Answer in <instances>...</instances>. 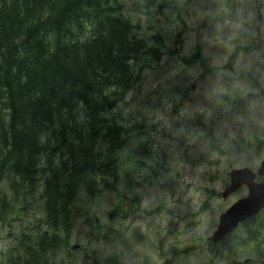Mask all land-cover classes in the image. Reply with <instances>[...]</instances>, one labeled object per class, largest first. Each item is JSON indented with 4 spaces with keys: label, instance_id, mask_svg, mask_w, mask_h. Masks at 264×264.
<instances>
[{
    "label": "rangeland",
    "instance_id": "rangeland-1",
    "mask_svg": "<svg viewBox=\"0 0 264 264\" xmlns=\"http://www.w3.org/2000/svg\"><path fill=\"white\" fill-rule=\"evenodd\" d=\"M115 1L141 38H162L163 55L136 67L115 110L118 174L97 195L79 190L54 264H264V212L257 239L233 256L214 259L208 246L248 193L222 197L231 172L264 160V0ZM39 188L20 197L0 183L15 202L0 221V264L49 231Z\"/></svg>",
    "mask_w": 264,
    "mask_h": 264
},
{
    "label": "trees",
    "instance_id": "trees-1",
    "mask_svg": "<svg viewBox=\"0 0 264 264\" xmlns=\"http://www.w3.org/2000/svg\"><path fill=\"white\" fill-rule=\"evenodd\" d=\"M163 47L115 0H0V183L20 197L40 187L49 230L8 264H54L79 190L94 196L116 178L126 140L115 110ZM13 203L0 193V221ZM256 218L210 243L213 258L255 241Z\"/></svg>",
    "mask_w": 264,
    "mask_h": 264
},
{
    "label": "water",
    "instance_id": "water-1",
    "mask_svg": "<svg viewBox=\"0 0 264 264\" xmlns=\"http://www.w3.org/2000/svg\"><path fill=\"white\" fill-rule=\"evenodd\" d=\"M258 176L263 177V180L257 181ZM230 180V185L223 192V198L244 186L248 193L220 215L217 230L210 238L213 243L223 239L241 223L258 215L264 208V160L256 172L248 167L233 170Z\"/></svg>",
    "mask_w": 264,
    "mask_h": 264
}]
</instances>
